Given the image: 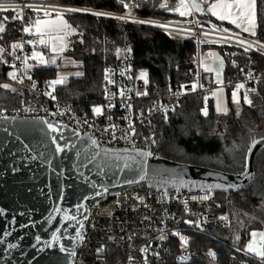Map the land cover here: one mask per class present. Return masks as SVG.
<instances>
[{"label":"built area","instance_id":"1","mask_svg":"<svg viewBox=\"0 0 264 264\" xmlns=\"http://www.w3.org/2000/svg\"><path fill=\"white\" fill-rule=\"evenodd\" d=\"M189 1L163 0L161 4L167 2V7H160L170 17L157 18L50 1L0 0L17 13V44L22 45L14 49L15 79L0 76V85H9L7 89L0 88L18 97L14 105L0 107V118L56 121L90 135L102 146L141 149L158 157L160 136L156 116L167 114L185 97L197 96L201 105L208 107L219 89L238 84L243 85L244 98L247 96L251 101L247 105L261 107L264 101L257 84L264 80V72L252 67L251 54L264 56V46L215 21L198 17ZM41 11L115 20L190 41L194 50L184 63L176 64V69L184 72V79L150 89L147 78L139 75L142 69H133L130 50L124 42L119 49V60L104 69L100 96L86 100L58 96L56 89L48 91L45 83L39 84L32 76L38 64L32 55L33 45L40 37L31 27ZM24 28L30 31L25 32ZM220 45L230 48L221 53L214 48ZM214 50L223 57L224 71L228 65L237 70L234 79L204 80L203 61ZM97 105L101 107L99 114L93 111ZM233 208L239 210L230 199L216 198L209 188L169 189L157 184L125 188L88 203L83 234L72 264H264L259 255L247 253L220 237ZM258 223L264 233V222ZM258 240L264 250L261 236Z\"/></svg>","mask_w":264,"mask_h":264},{"label":"water","instance_id":"2","mask_svg":"<svg viewBox=\"0 0 264 264\" xmlns=\"http://www.w3.org/2000/svg\"><path fill=\"white\" fill-rule=\"evenodd\" d=\"M93 141L56 121L0 118V264H72L88 203L125 188L243 189L264 147L254 140L245 170L230 173Z\"/></svg>","mask_w":264,"mask_h":264},{"label":"trees","instance_id":"3","mask_svg":"<svg viewBox=\"0 0 264 264\" xmlns=\"http://www.w3.org/2000/svg\"><path fill=\"white\" fill-rule=\"evenodd\" d=\"M163 0H53V2L102 9L126 15L170 17L160 7ZM8 17V19H4ZM15 10L0 11V76H6L15 67L13 45L19 39V21ZM66 18L72 30V39L67 55L82 61L83 77L71 78L56 87L61 97L90 99L100 96L104 69L119 60V49L124 42L130 50L133 69L146 72L150 89L167 81L184 79V72L176 69L177 63H184L194 50L190 41L175 39L171 35L146 27L123 24L115 20L96 18L90 15L67 13ZM255 41L264 45V0H256ZM221 53L230 47L214 46ZM81 50V52H80ZM73 51V52H72ZM252 67L264 72V56L251 54ZM54 68H36L32 76L42 84L55 75ZM237 70L228 65L224 79H234ZM230 87V86H229ZM226 90L227 111L217 113L209 103L203 113L197 96L185 97L173 110L156 116L160 136L159 156L212 169L241 173L246 168L248 148L259 137L264 136L260 127L264 119V103L259 108H250L247 103H232ZM257 89L264 101V80ZM0 91H3L0 88ZM0 107L14 105L17 96L3 91ZM243 92L241 93V95ZM255 178L247 187L238 191H214L218 199L228 198L239 211H252L264 220V147L254 161ZM227 251V250H226Z\"/></svg>","mask_w":264,"mask_h":264},{"label":"crops","instance_id":"4","mask_svg":"<svg viewBox=\"0 0 264 264\" xmlns=\"http://www.w3.org/2000/svg\"><path fill=\"white\" fill-rule=\"evenodd\" d=\"M29 1L53 2V0ZM189 4L198 17L215 21L219 25H222L224 28L230 29L228 28L229 24L226 22L228 14L222 6V0H190ZM214 4L217 5V7L214 9L217 15H213L212 12L209 11V8ZM16 14L17 13L15 11V15ZM66 14L67 13L63 11H41L39 12L37 18L33 21L31 30H33V32L38 34L40 37L39 42L33 45V52L39 53L42 57V59L39 57H35L38 61L36 68H54L56 71L55 75L57 73V70H61V73L64 69H77V72L80 71V73L77 74H74V71H69V73L66 74V76L68 77V81L71 78H82L83 69L81 60L74 59L72 56L66 54V52L69 51L72 43L71 26L64 27V22L69 25ZM220 15H225L227 16V18L221 20L219 18ZM37 21H39V25H37ZM37 27H39V32L37 31ZM223 67L224 60L222 55L214 50L212 56L209 59L203 61L204 80L206 82H210L214 77H224ZM10 73H16L15 67L11 71H9L7 75H9ZM45 81L46 79L43 81V83L47 85V82ZM225 93L226 90L219 89L216 95L209 101V103H212L214 111L217 113H225L227 111V101ZM202 108L207 107L202 106Z\"/></svg>","mask_w":264,"mask_h":264},{"label":"rangeland","instance_id":"5","mask_svg":"<svg viewBox=\"0 0 264 264\" xmlns=\"http://www.w3.org/2000/svg\"><path fill=\"white\" fill-rule=\"evenodd\" d=\"M224 2L234 4V0H224ZM224 9L228 14V18L226 21L229 24L228 28H230V30L233 32L236 31V33L240 34L241 36H244V38L253 39L252 37H254L255 34L253 35L252 32L255 33V28H256V4L254 6V9L251 10L254 13V19L252 20V23H249L248 20H245L239 17V14L237 12L235 5L233 6L231 10L225 7ZM229 11L231 12L230 15H229ZM233 20H235L236 23H232ZM237 25H239V27ZM245 28H248L249 31L247 32L244 31ZM72 42H75L74 37L72 39ZM76 70L77 69H73V70L64 69L62 70V73H61V70H57V73L55 76L46 79L45 82H47V85H45V88L48 91L54 90L57 86H60L67 82L68 77L66 76V74H68L69 71H74L73 72L74 74L80 73V71L77 72ZM142 73L146 74L144 70L142 71L140 70L139 75H141ZM10 74L8 76H11ZM141 77L146 78L147 75H144V76L141 75ZM56 80H62V82L59 84H53L52 82ZM237 86L238 84L232 85L228 88L229 99L232 103L236 105L240 104L241 102H244L245 100L243 97V94L241 95L242 87L238 88ZM3 91H0V96L3 95L4 93ZM97 107L101 108L100 105H97L93 107V110ZM202 111L203 113H206L208 109L203 108ZM260 127L264 130V119L262 123L260 124ZM258 221L264 222V220L258 217L256 213H253L252 211H239L233 208L229 211L228 225L225 227L220 237L232 245H237V246L242 247L244 250H246L247 253H250L252 255H257L256 252H259L262 250V245L259 243V240H258L260 237L259 234L262 233V230H261V224L258 223ZM253 232L257 233L255 237L252 236ZM249 243L253 244L254 248L256 249V252H250L248 250L247 246Z\"/></svg>","mask_w":264,"mask_h":264},{"label":"snow or ice","instance_id":"6","mask_svg":"<svg viewBox=\"0 0 264 264\" xmlns=\"http://www.w3.org/2000/svg\"><path fill=\"white\" fill-rule=\"evenodd\" d=\"M120 3L123 5V7L125 9L129 8V4L128 3H124V0H120ZM256 4V0H234V4L233 3H227V2H224V0H222V6L231 10L233 8V6L235 5L236 9H237V12L239 14V17L242 18V19H245V20H248L249 23H252V20L254 19V13L251 11L252 9H254V6ZM162 8L164 7H167V2L163 3L160 5ZM31 7V6H29ZM217 7V5H212L210 8H209V11L212 12L213 15H217V13L214 11V9ZM8 8L7 6L4 4V3H0V11H7ZM68 11H79L78 9H68ZM47 14V13H46ZM231 14V12L229 11V15ZM94 15H102V13H94ZM181 15H184V13L182 12ZM16 17H13V19H15ZM120 19H123V17H119ZM219 18L221 20L223 19H226L227 16L225 15H220ZM4 19H8V17H4ZM232 23H236L235 20L232 21ZM37 25H39V21H37ZM239 27V25H237ZM64 27H70V25H67L66 22H64ZM4 31V27L3 25H0V32H3ZM24 31L25 32H29L30 29L29 28H24ZM37 31L39 32V27H37ZM244 31H249L248 28H245ZM252 34L254 35L255 33L252 32ZM43 42V41H41ZM29 43H31V41H29ZM241 43H244V42H241ZM22 47V45L20 44H14L13 45V48H20ZM249 47H251V45H249ZM3 49H0V52H2ZM33 57H39L42 59V57L40 56L39 53H36V52H33ZM12 76L13 79H15V76L14 74H10ZM142 76L146 75L144 73L141 74ZM62 80H56V81H53L52 83L53 84H59L61 83ZM0 87H3L5 89L9 88V85L7 84H4V85H0ZM238 88L239 87H243V85H238L237 86ZM147 93H140V95H146ZM235 95V94H234ZM245 102L248 103V104H251V101L248 100L247 96H245ZM130 107V105H129ZM95 113L99 114L101 112V109L99 107L95 108L93 110ZM49 128H52L53 126L51 124L48 125ZM115 127V126H113ZM129 127L131 128V124L129 125ZM107 131V129L105 130ZM132 134H135V130L134 128L132 129ZM155 142V141H154ZM93 143H95V141H93ZM57 150H60L59 148ZM138 155H141V156H148V155H151L150 152H139ZM132 181H129V183H131ZM215 187L217 188H220L222 187L221 185H215ZM204 199H207V197H203ZM257 235V233L253 232L252 233V236L255 237ZM261 236V240L264 241V233H260L259 234ZM161 239H163V237H161ZM181 239L183 240L184 238L181 237ZM248 247V250L250 252H256V249L254 248L253 244L252 243H249V245L247 246ZM102 251V250H101ZM146 251V249H145ZM257 255H259L262 259H264V250H261L259 252H256ZM71 255H75V253H71Z\"/></svg>","mask_w":264,"mask_h":264}]
</instances>
